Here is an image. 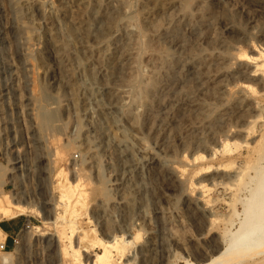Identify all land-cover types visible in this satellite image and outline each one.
<instances>
[{"label":"rangeland","instance_id":"1","mask_svg":"<svg viewBox=\"0 0 264 264\" xmlns=\"http://www.w3.org/2000/svg\"><path fill=\"white\" fill-rule=\"evenodd\" d=\"M109 1L0 0V189L30 207L14 221L29 215L37 226L25 235L21 254H0V264L3 257L12 264H83L70 241L90 262L104 251L99 239H110L102 204L111 231L133 236L119 264L206 260L245 219L264 165V0H152L147 20L143 0ZM91 66L114 71L131 98L138 87L145 94L135 104L136 123L124 121L147 147L141 157L132 153L134 143L124 148L132 166L113 165L115 155L90 161L81 98L89 92L75 81L83 83ZM154 72L161 75L156 85ZM118 76H133L136 88ZM101 98L111 101L108 92ZM23 158L30 169L19 170ZM62 169L65 183L82 184L81 202L61 201ZM68 204L78 205L77 213L66 212ZM59 216L66 220L55 223ZM241 264H264V253Z\"/></svg>","mask_w":264,"mask_h":264},{"label":"bare ground","instance_id":"2","mask_svg":"<svg viewBox=\"0 0 264 264\" xmlns=\"http://www.w3.org/2000/svg\"><path fill=\"white\" fill-rule=\"evenodd\" d=\"M114 1L115 0L109 1L110 6L112 5V2H114ZM143 2H144L143 3V11L145 14L144 17L147 20V18H148L147 14L152 13V11H154L156 6L155 7L154 6L149 7V4L152 3V0H143ZM164 6H166V5H164ZM74 27L72 29H69L68 31H71V30L77 31V28L76 27L74 28ZM253 48H255V47H253ZM255 50H256V48H255ZM242 55L245 57L248 56L246 54H242ZM261 56L262 55H257V56H253L252 58L254 60H259V58ZM164 58H162L163 59L162 64H166V62H168V60H166V58L164 60ZM127 61H129V60H127ZM124 64H125V62H124ZM87 70L88 71L85 70L86 71L85 76H84L85 80L83 81V83L82 82L76 83L77 80L75 79L76 80L75 86H78V89L80 90V92L81 91L83 92V90H84L83 94L84 93L87 94V92L90 93V94L88 93L89 95L87 94V96H84L85 95L84 94L83 95L84 97L83 96L81 97V98H83L82 102L84 105V111H85V115H86V117L88 119V123H89V128L86 131L85 138H86L87 142L89 143L90 161L92 162V164L93 163L99 164L102 155H110V157L112 155H115L114 157L110 158L111 160H114V161L116 160V163H113V165L119 164L122 166H126V165L132 166V163L129 165L128 154L126 152V149H124V148L127 147L129 144L134 143V145H136L134 148L136 151H133L132 153L138 152L139 156L140 155L144 156V154L147 152V147H145V145H143V143H140V142L136 143L134 141L135 139L133 138V136L129 132L128 128L124 125V121H127V123H129V124L136 123L137 112H136L135 107L137 105H135V104L136 103L138 104L144 98L145 94L143 95L141 90L138 87V90L140 92L137 90L138 92H135V95H133V93H132V95L135 98H131L130 89H128L126 87L117 86L116 79H115V77H116L115 72L113 71L112 73H107L105 71V69L103 68V66H93V67L91 66ZM111 70H112V68H111ZM157 72H154V74H152L153 75L151 77L152 80L150 81L152 83L154 82L155 85H156V83H158L159 77H161V75H159V73H157ZM99 76L103 77L104 81H105L104 85H102V86L98 84V77ZM120 77H119V79H124V81L128 84L126 86H131L132 88L133 87L136 88L137 85H136V82H135L133 76L127 77L128 79L125 77L124 78H120ZM136 79H138V78H136ZM244 86L250 90H254V87L252 85H244ZM78 89H76V90H78ZM155 89H156V87H155ZM131 90L133 91V89H131ZM80 92H78V93H80ZM105 92L109 93L110 98H111L110 102H105L104 99L101 98V97H103ZM129 99H130V101L128 102L127 100H129ZM95 101H97V104L99 103L98 106H99V108H101L100 112H104L103 114H106L105 117L107 118V123L104 125L100 124L97 121V119L95 118L96 112L94 113L92 110L93 107H91L92 102H95ZM137 101H139V102H137ZM130 102H132V104ZM141 102H144V101L142 100ZM141 102H140V104H141ZM97 104H94V105H97ZM2 113H3V106L0 103V118L2 117V115H1ZM48 113H45V117L48 120H52V118L54 116H52L50 113L49 114ZM91 133L93 135H91ZM91 138H93V139H91ZM0 148H1V143H0ZM228 148H229L228 144L224 143L222 145V152L227 153L229 151ZM127 150H129V148H127ZM135 156L136 155H133V158ZM198 158H203V156L201 155ZM198 158H196V160ZM187 161L190 162V160L188 158H187ZM18 163H21V165H19V170H22V169L28 170L31 167V163H29V159L23 158V159L19 160ZM225 166L228 167V165H225ZM209 168L210 167H202L201 170H207ZM179 172L184 173V171L182 169ZM259 173L260 174L258 177L259 178L258 179V186L255 189H253L251 197L246 201V204H245L246 207L244 210L246 216H245V219L241 222L240 230L238 232L232 234L229 237V244L224 249L218 251L214 256H212L206 260H203V261H198L196 263H189L188 262V264H241V263L245 262V259L248 257H252V256L259 255L261 253H264V165L259 170ZM57 178H58V182L60 184L59 185L60 187H61V184L64 183L63 184L64 189H61L63 191V194L61 195V199H62L61 201H67L69 203V202H71L73 197L77 196L78 197V199L76 198L77 202H81V199L83 196V192L81 189L82 184L80 182H78L76 184H73L72 182L65 183L67 181L66 180L67 178H66V175H65V172L63 169L58 172ZM114 185H115V189H117L116 186H118L119 183L117 181H115ZM56 186H58V185H56ZM0 187H1V185H0ZM118 191H119V188H118ZM118 191H117V194H119ZM113 203L115 205L120 203V194L118 196V200L117 201L113 200ZM248 204H250V207H248ZM69 206L70 205L68 204V206H67L68 208H66V212L70 210ZM77 207H78V205H77ZM77 207L75 206V209H73V207H72L70 212L72 214L77 213V211H78ZM29 208L30 207L28 205L23 204L20 200H14L12 198L11 194L4 193L0 189V221L5 220V219L16 218L17 216L28 211ZM101 212L105 213L104 217H103L104 220L103 219L102 220L104 221L105 226L108 228V231H106V232L109 234V237H110V239L107 241L99 239L100 240L99 243H100L102 249L104 250L103 253H97L96 255H93L94 259H92V260L90 259L91 260L90 262H89V260L86 262V261H84V258L82 255V251H81L82 247L81 246L77 247V245H75V243L73 241H70V248L73 250V252H74L75 256H77L78 260H80L83 264H119L121 259L125 256L127 249L133 243V240H131V237L133 239V236H132L130 231H127L125 234H122L120 236L115 234V232L111 231L112 226L109 228V226H110L109 222L110 221L106 216L107 207L105 204L101 205ZM61 220H66L65 216L57 217L56 220H54V222L58 223ZM67 223L69 224V226L72 229V232H71L72 235H74L75 229L77 228V226H76L77 221L71 218L70 220L67 221ZM38 231L40 232L39 235L45 234V232H42V230H38ZM0 233H4L3 230L1 229V226H0ZM83 233L85 236L86 232H83ZM138 238H139V235L136 236V239H138ZM83 239H85V238L84 237L80 238V240L84 241ZM23 240H24V236H22V241ZM22 241L14 249V252H12V254L14 256L21 254ZM117 256H118V258H117ZM1 262H2L1 264H12L11 262H13V260L9 259L7 257H3V258H1ZM17 264H20V263H17Z\"/></svg>","mask_w":264,"mask_h":264},{"label":"built area","instance_id":"3","mask_svg":"<svg viewBox=\"0 0 264 264\" xmlns=\"http://www.w3.org/2000/svg\"><path fill=\"white\" fill-rule=\"evenodd\" d=\"M2 153V150L0 148V154ZM10 185H14L13 183H9ZM36 224L33 221L32 217L29 215H25L23 226L22 228L13 236V247L12 249H15L17 245H19L22 241V236L25 237L28 233H32L36 229ZM6 236L3 240H0V254H7L11 252L10 246L8 244V236L4 233Z\"/></svg>","mask_w":264,"mask_h":264},{"label":"crops","instance_id":"4","mask_svg":"<svg viewBox=\"0 0 264 264\" xmlns=\"http://www.w3.org/2000/svg\"><path fill=\"white\" fill-rule=\"evenodd\" d=\"M1 229L8 236L10 249L13 247V236L22 228L23 222L14 221V219H5L0 222Z\"/></svg>","mask_w":264,"mask_h":264}]
</instances>
